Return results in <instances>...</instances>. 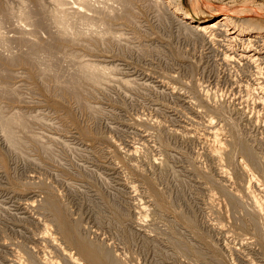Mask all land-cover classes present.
Returning <instances> with one entry per match:
<instances>
[{
  "label": "rangeland",
  "instance_id": "1",
  "mask_svg": "<svg viewBox=\"0 0 264 264\" xmlns=\"http://www.w3.org/2000/svg\"><path fill=\"white\" fill-rule=\"evenodd\" d=\"M51 1L38 0V3L51 11ZM95 1L103 3L92 0L93 6H97ZM198 1L216 8L246 1L264 7V0ZM35 2L0 0V35L10 41L0 44V75L4 76L0 78V86L14 92L8 97L0 95V108L6 117L15 115L28 123L25 132L16 131L21 145L15 149L8 146L0 128V264H45L46 260L67 264L63 250L78 256L77 249L63 240L58 231L52 209L46 208L44 196L48 197V193L63 208L68 224L79 226L76 234L110 253L115 264H263L264 231L260 233L254 228L264 224V216L255 225L250 222L243 206L249 204L241 195L243 178L241 184L240 177L226 165L231 182L223 184L214 163L207 158L212 143L206 139L205 125L212 120L214 124L220 115L215 127H221L224 120L226 135L231 136L227 124H232L251 148L256 164L264 161V110L258 112L256 108H261L249 101L255 97L242 90L243 86L253 84L254 77H249L237 64L230 67L223 64L224 42L217 47L207 45L206 39L198 34L190 37L166 14L159 17L146 0H136L131 4L130 21L121 19L109 24L110 33L117 39L95 41L90 48L86 45L88 49L66 44L58 52L51 35L52 25L36 30L18 22L22 10L36 13ZM105 2L115 10L120 8L112 0ZM180 3L189 11L196 7L189 0ZM7 11L10 15L3 18ZM23 25L30 41L35 37L34 42L54 47L52 77L47 79L42 72L48 65L47 54H42L39 66L33 67L26 63L7 65L3 61L27 52L24 43L23 47L15 41L20 38ZM67 54L92 66L114 69L110 75L116 77L115 82L97 87L100 90L84 85L83 97L76 99L59 84L71 79L75 62L78 64L75 59L63 57ZM122 80L130 81L129 86ZM213 94L218 95V100L214 98L217 101ZM238 96L250 97L249 105L243 108L249 109L245 115L236 109ZM204 99L206 105L202 104ZM216 108L215 117L212 110ZM253 168L250 167V173L261 181L259 166ZM208 178L219 185H211ZM221 188L226 195L230 191L231 195H237L242 205L228 202ZM151 189L162 196L166 208L154 204ZM254 192L260 197L259 186ZM141 207H147V215L141 213ZM44 233L56 246L43 241Z\"/></svg>",
  "mask_w": 264,
  "mask_h": 264
},
{
  "label": "bare ground",
  "instance_id": "2",
  "mask_svg": "<svg viewBox=\"0 0 264 264\" xmlns=\"http://www.w3.org/2000/svg\"><path fill=\"white\" fill-rule=\"evenodd\" d=\"M34 1H37V2H35V3H37L36 5L38 7V8H36L37 9L36 13L28 12V9L22 10L20 12V14H19L18 22L20 24L23 23L28 28L30 27V28H34L36 30L38 28L44 27L46 24H48L50 26L52 25V27L54 28V31L51 33V35H52L53 41L55 42V45L57 46V50H58V48H61V47H63L66 44L67 45H71V46H77L76 48H78V46H82V47L84 46V48H86L87 47L86 45H88V46L90 45L91 46L92 44H95L96 42H98V43L104 42L105 39H107V40H109V39H111V40L117 39V38H115V36L113 34L110 33L111 32V30L109 28L110 22H113V21L115 22V21L121 20V19L123 21L125 20V22L126 21H130V19L132 18V17L130 18V15H131L130 14V10L132 8L131 4L133 2L134 3L136 2V0H112L114 2H111V0H110L111 3L118 4V6L120 7V8L118 7L120 9V11H121L120 12V11H118L119 9L115 10L114 7L113 8L109 7L111 4L108 3L109 4L108 6H107L106 2L104 4V0H103V3H101V4L99 3L100 5L97 4V2L95 1V3L97 4L98 7L92 5V0H73V1H71L69 3L66 0L65 1L64 0H52L51 1L52 2L51 3L52 4L51 5L52 6L51 11L45 10L44 7H42L41 4L38 3V0H34ZM189 1L192 2V4L194 3L195 6H196L194 9H193V6H191V8L193 9L191 11H189L186 7H184L182 5V3H180V0H146L148 5H152L157 10V14L159 15V17H160V15L163 17L166 14L167 16H169V18H171L182 29V32H185L186 34L188 33L189 36L191 34H194V33L196 35L198 34L201 37H204L206 39V42L208 43L207 45H209V44H212V45L220 44L221 45V43L223 44V42H224L223 45H226L225 46V51H224V53L221 52L222 53L221 59H222L223 64H226V66L229 65V67H230L231 64H235V65L237 64L238 66L241 67L240 69H242V70L244 69V70L247 71V73L249 74V77L250 76L254 77V79L252 80L253 84L252 85H247V83H248L247 82L246 83L247 86H243L244 89H242V90L245 92L246 95H250L252 97L254 96L255 98L254 99L252 98L250 100L249 99L250 97L248 98L246 96L245 99H243V97H240L241 93L239 92L240 96H238L239 98L235 101V102H238V103L235 104L237 111L239 113H244V115H245L246 114L245 113L246 110H249V109H246L244 111L243 108H245V107L247 108V104L249 105L250 102H252L251 103L252 105H255V106L261 108L260 110H258V108H256V110L258 112L261 111V110L263 111L264 110V67H263L264 66V7L261 6V8H259V6L258 7L252 6V3L250 5V3L246 1V2H243V3L242 2L238 3L237 5L236 4H231V6L228 5L230 7H227V5L225 4L226 7L222 6V8H220V7L216 8L215 6L214 7L211 6V5L208 6V4H209L208 2H207L208 4H206V6H207L206 7L205 4L202 1H198V0H189ZM101 2H102V0H101ZM107 2H109V1H107ZM95 3H93V4H95ZM102 4H104V5H102ZM68 5H70V6H68ZM111 6H113V5H111ZM24 8H26V7H24ZM118 12H120V13H118ZM3 15H4L3 18L4 17L6 18V17H8V15H10V12L9 11L4 12ZM1 23L2 22H0V24ZM24 25L22 26V28H24ZM20 28H21V26H20ZM24 29H26V27ZM24 29H21L22 31L20 30L21 31L20 32V38H17L18 40L15 39V41H16V43H21L20 46L23 45V43H24V45L27 46L26 47L27 48V52L25 51L26 53H24V54H22V55H20L18 57L17 56L16 57H10L9 59L7 57V61H6V59H4V60L2 59V60L5 63L7 62L6 63L7 65L14 64V63H26L27 65L33 67V66H39L40 63H38V62L40 60V57L42 58V56H43L42 54H47V56L49 55L48 56L49 58L47 57L49 59V60L47 59L48 60V65L46 67H44L45 69H42L43 70L42 72L44 73L45 77H47V79H48V77H52V75H53L52 74V68H53V65H54L53 62H55L54 61V56H53L54 54L52 53L53 52L52 49L54 47L50 48L51 47L50 45L49 46L48 45H42V44L38 43V40L36 41L37 43L34 42L35 41V39H34L35 37L32 38L34 40L31 39V41H30V36L28 37L29 32L27 31V29H26V31ZM33 31H35V30H33ZM17 32H19V31H17ZM47 32H49V31H47ZM2 36L3 35L1 34L0 35V44H5L6 41H7V40H5L6 37L4 38ZM190 37H192V36H190ZM8 43H10V41ZM24 45H23V47H24ZM90 46H89V48H90ZM217 47H218V45H217ZM4 48H5V46H4ZM87 49H88V47H87ZM8 51L9 50H7V52ZM58 52H59V50H58ZM55 55H57V52H56ZM67 55H65L63 57H65V58L69 57L71 60L74 61L75 57L74 56L72 57V54L68 55V56ZM55 58L57 59V56H55ZM234 58H236V59H234ZM237 59H238V62H240V63L242 62L243 65H240V63L237 62ZM77 62H78V64H76V62H75V65H77V66H76V68L74 70L73 76L72 75H71L72 77L69 76V78H71V79L69 81L66 80L67 82H65V83L62 82V84L60 83L61 81L59 82V84L61 85V86L59 85L60 88L64 92H68V91L71 92L72 93L71 95H73L76 99L83 97L82 92H83V89H84L83 88L84 85L85 86L95 87V88H97V87L101 88V86L109 84L111 81L115 82L114 78H116V77H114V75L113 76L110 75V73H113L114 69H112V68L108 69L107 67H101L99 65L98 66H96V65L92 66L91 64L85 63V62H82V61L81 62L77 61ZM223 67H225V65ZM34 68L38 69L37 67H34ZM42 72H40V73H42ZM235 72H237V71H235ZM41 75H43V74H41ZM241 75H244V73L241 74ZM0 76H2V74ZM3 77L4 76H2L0 78H3ZM238 77L240 78V76H238ZM55 79L58 81V78L55 77ZM242 79H243V77H242ZM64 80H65V78H64ZM117 80L118 79H116V81ZM248 80H250V79H248ZM122 82L126 83L127 86H129V84H130V81H127V80H124V81L122 80ZM122 82H121V84H122ZM237 82H239V80ZM244 82H246V81H244ZM162 83H163V81H162ZM241 83H242V81H241ZM122 85H124V84H122ZM161 87H163V86H161ZM167 87H168V85H167ZM100 88H97V89L100 90ZM227 90L230 93L229 88ZM244 92H242V94ZM11 93H9L7 90H5L4 87L0 86V95H5V96L8 97V95H10ZM203 94L204 93H202V95ZM235 95H238V94H234V96ZM217 96L218 95H216V97H215V95H214L213 99L214 98L217 99L218 98ZM3 98H5V97L3 96ZM247 98L249 99L250 102H248ZM209 99L213 100L212 97H210V96H209ZM216 99H214V101ZM220 99L221 98H219V100ZM231 100H229V101H231ZM222 101H224V100L222 99ZM205 103H206V100H205V102L204 101L202 102V104H205ZM208 103H209V101L207 102V104ZM200 105H201V103H200ZM214 107H215V104H214ZM217 107H218V105H217ZM219 107H221V106H219ZM248 108H250V107H248ZM252 108L254 109V106L251 107V109ZM214 109L212 110V112L218 111L217 108H216L217 110H214ZM221 109L222 108H220V110ZM231 109H233V108H231ZM207 112H208V110H207ZM199 114H200V112H199ZM259 114L260 113H258V115ZM201 115H204V113L201 112ZM212 115H213V118H214V114H212ZM216 115L217 114L215 113V117H216ZM223 115L226 117L225 114H223ZM241 115L243 116V114H241ZM224 116H222V117H224ZM205 117H206V115H205ZM218 117H220V118H218ZM218 117H217V119H221L220 115H218ZM260 117H262V115ZM206 118H208V117H206ZM224 118H222V119H224ZM247 118H249V117H247ZM217 119L215 120L216 122H214L215 125L217 123ZM201 120L203 122V119H201ZM212 121L206 122L207 124L204 123V125L206 124L205 126H207L206 130H208L206 132L208 134V137L206 136V139H208L212 143V145L209 143L211 146L209 145V149L207 148L208 149V152L206 151L207 152V158L209 159V161H211V163L212 162L214 163L215 172L218 174L219 179L221 180V182H223V184H225V183L227 184V182H229V181L231 182V178H230L231 174L228 173V169L230 171L235 172V174L238 177H240L241 184H243L242 179H241V178H243L244 185L242 186V189H241L242 190L241 192H243L241 195H242L243 199H246L248 201L247 203L249 204V207H247V205L244 204L243 202L242 203H243V206L246 209V213H245L246 216H250V222H252L255 225L256 220L257 219L260 220L261 219L260 217L264 216V161H262L259 165H258L259 162L256 164L257 160L255 159L254 153L252 152L251 148L245 143V141H244V139L242 137V134L234 131L235 129L232 128V124H227L228 128L231 131V136H227L229 134L226 135V131H225L226 128L224 126V120L222 122L223 125L222 126L220 125L221 127H219V128L215 127V125L212 123ZM218 121L221 122V120H218ZM255 121H253V122H255ZM220 122H219V124H221ZM262 123L264 124V122H262ZM212 124L214 126H212ZM253 125H254V123H253ZM156 126H158V125L156 124ZM205 126H203V127H205ZM257 126H258V124H257ZM27 127H28V123L26 121H24L23 118L15 116V115H13L11 117H6L4 115L3 109L0 108V128L2 129L3 137L5 138L6 143L8 144L9 147H13L14 149L20 147L21 141H20L19 137L17 136V132L16 131L25 132ZM184 128H186V127H184ZM184 128H183V130H184ZM183 130L181 132H183ZM186 130H188V129H186ZM258 130H261V129H258ZM176 132H178V130ZM181 132H179V133H181ZM195 132H196V130H195ZM224 132H225V135H224ZM185 133L186 132H184V134ZM227 133H230V132H227ZM194 134L195 133H193V136H194ZM179 135H181L180 137H182V133L179 134ZM187 136H189V138H190V135L187 134ZM197 137H198V135H197ZM224 137H226V138L224 139ZM35 140H33V141L35 142ZM208 140H207V142H208ZM132 151H134V150H132ZM130 152L131 151H129V153ZM129 156H131V153H130ZM133 156H134V154H133ZM238 158L239 159H241V158L245 159L247 161V163L245 164L244 162H242L241 161L242 159L240 160L241 161L240 162ZM154 161H156V160H154ZM226 165H227L228 169H227V167H225ZM254 165L255 166H259V168H260L259 171L262 173L261 181L258 180L257 176L252 175V173H250V172H252V171H250V167H251V169H252V167L255 168ZM256 169H255V171H256ZM197 172H198V170H197ZM206 176H208V175H206ZM209 180H211V179H209ZM209 182H211V185H213L215 183H216V185H219L217 183V181L214 182V181L211 180ZM209 182H207V183H209ZM255 184L260 187V191H261L260 192L261 193L260 197L261 198L257 194L256 195H257L258 198L254 195V193H255L254 189L256 188ZM151 187H153V186L151 185ZM220 187H222V186H220ZM240 188H241V186H240ZM44 189H47V188H44ZM45 191L47 192L48 190H45ZM221 191L227 197V201L230 202L232 205L241 203L239 201L240 199H238V197H236L237 195L236 196L231 195V193H232L231 191L229 192L230 194H227V195L225 194L226 191L224 190V188H221ZM133 193L135 194V192H133ZM47 195H48V197H46V198L44 196V199L47 202V203L45 202L47 204L46 208L47 207L51 208L52 209L51 211H53V213L55 214V222H57L56 224L58 225V227H57L58 231L60 232L61 236H63V238H64V239L63 238L62 239L67 241V243H69V245H73L74 248L77 249V251H78V256L77 257L72 256L73 254H75V252H73L71 254V253H66L64 250L61 251L62 254H63V258H64L63 260L66 261L67 264H115L114 259H112L113 257L110 256L111 255L110 253H108L106 250H104L102 248L94 247L91 243L86 241L87 239L83 240L80 237L79 233L76 234L75 230L79 226L75 222L74 223L76 224V227L78 226L77 228L75 226H73L72 224L71 225L68 224V222L65 219L66 217L63 214V211H64V210H62L63 208L59 207L55 203V201H54L55 199L53 200L52 197H51L52 194L48 193ZM151 195H152L151 198L154 199V204L157 207L163 209V207H165V205L162 202L163 201L161 199L162 196L160 197V194L155 192V190H152ZM225 196H223V197L225 198ZM243 201H245V200H243ZM242 203L240 205H242ZM132 204H134V203H132ZM151 204H153V202ZM142 206L144 207V204ZM143 207H141L142 208L141 209V211H142L141 213H143L144 215H147V214H145L146 213L145 209L147 207L146 208H143ZM232 208H233V206H232ZM135 209H137V207ZM237 209H235V211ZM135 211H137V210H135ZM144 215L142 216L143 218H145ZM140 216H141V214H140ZM257 229L260 231V233H261V231L263 232L264 231V224L258 225V227L254 228V230H257ZM41 236H44V235H41ZM44 238L45 239H43V241L44 240L45 241L47 240L46 242L49 241L48 245L50 243L51 244L53 243L51 238L49 239V238L46 237V234H45ZM258 242L259 241L256 240V243H258ZM259 243H261V242H259ZM53 244H55V243H53ZM54 246H56V244ZM259 246L261 247V245H259ZM262 246H264V245H262ZM56 249H57V247H56ZM261 251H262V257L264 259V249H262ZM80 255L83 256V258L85 260V263L81 259ZM116 257H114V258L116 259ZM44 259H46V258H44ZM116 260H118V259H116ZM46 261H47V263H45V264H48L50 262V260H49V262H48V260H46ZM43 262H44V260H43ZM58 263H59V261H58ZM50 264H57V263L54 262V261H51Z\"/></svg>",
  "mask_w": 264,
  "mask_h": 264
}]
</instances>
